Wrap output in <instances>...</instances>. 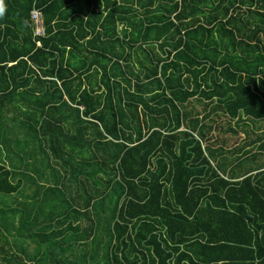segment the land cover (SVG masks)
<instances>
[{"label": "trees", "instance_id": "obj_1", "mask_svg": "<svg viewBox=\"0 0 264 264\" xmlns=\"http://www.w3.org/2000/svg\"><path fill=\"white\" fill-rule=\"evenodd\" d=\"M0 5V144L39 139L93 177L90 264H264V0ZM221 117L243 134L226 150L209 144ZM17 189L0 157V195ZM6 232L0 214V264H33Z\"/></svg>", "mask_w": 264, "mask_h": 264}, {"label": "crops", "instance_id": "obj_2", "mask_svg": "<svg viewBox=\"0 0 264 264\" xmlns=\"http://www.w3.org/2000/svg\"><path fill=\"white\" fill-rule=\"evenodd\" d=\"M14 135L7 139L9 143L6 147L0 144V157L6 158V166L12 172V182L18 183L17 191L0 196V214L5 219L9 242L5 252L33 264L51 260H58L62 264L90 263L88 255L92 254L94 236L93 209L92 200L90 205L87 200L88 197L92 199L95 191L93 177L71 175L62 162L46 160L42 151L44 146H38L39 139L26 149L21 138L19 142L23 155H18L19 142ZM69 184L80 186L72 187ZM79 191L86 196L85 199L79 196ZM55 193L64 195L67 202L65 208L59 207L62 210H58L56 215L67 219L61 222L50 218L52 222L44 226L42 215L45 208L54 209L57 205L53 201L57 198ZM45 199L47 204L43 207L41 202ZM46 215L53 216L50 211ZM45 229L59 237L47 247L42 235Z\"/></svg>", "mask_w": 264, "mask_h": 264}, {"label": "rangeland", "instance_id": "obj_3", "mask_svg": "<svg viewBox=\"0 0 264 264\" xmlns=\"http://www.w3.org/2000/svg\"><path fill=\"white\" fill-rule=\"evenodd\" d=\"M120 28H121V26H119V29ZM234 121H235V119H230L228 117H226V118H223V117L219 118V123L216 125L217 127H215L213 129V131H212V135L214 136V139H211L209 144H212L213 143L212 144L213 146L218 145V146L223 147L225 150L226 149H230V148H232L234 146H237L240 143V139L243 138V134L239 132V134L233 135L231 132H227L226 129H225V127H226L225 124H227L228 122L231 123V126H233V128L235 129L236 128V124H234ZM245 123L248 124V125H251L252 124L248 119H245ZM256 126H257V128H255L256 132H260V131L261 132H264V124L263 123L257 124ZM56 170L59 171L58 169H56ZM69 185H71L72 187H74L75 185L80 186V184H69ZM78 194L81 196V198L85 199L86 196L84 194H82L80 191H79ZM55 195H56L57 198L55 200H53V201L56 202L58 206L55 205V208L54 209L45 208L44 214L42 215L43 216V220H44V223H43L44 226L47 225L48 223H51L52 222L50 220V218H52V220H60L61 222H63L64 220L67 219V218H65L63 216H57L56 215V212L58 213V210H62V208H65L66 207L67 202L65 201L64 195L63 196H60L59 194H56V193H55ZM49 197L50 196H48V200H49ZM41 204L44 207V205L47 204L46 199L43 202H41ZM59 207H62V208H59ZM48 211H50L51 214H53L52 217H50L49 215L48 216L46 215ZM81 218H82V216H81ZM72 223H74V222L72 221ZM43 231L49 232V230H47V229H45ZM55 240L56 239L55 238H52V237L51 238H48L47 241H46L47 244H45L46 247L48 246V244L49 245H52L53 243H55ZM101 251L103 253L106 251L105 246H102L101 247ZM88 264H90V263H88Z\"/></svg>", "mask_w": 264, "mask_h": 264}, {"label": "built area", "instance_id": "obj_4", "mask_svg": "<svg viewBox=\"0 0 264 264\" xmlns=\"http://www.w3.org/2000/svg\"><path fill=\"white\" fill-rule=\"evenodd\" d=\"M30 22L33 37L36 39L43 37L45 35V27L43 22V16L39 10L33 9L30 11ZM36 45L39 46L40 42L36 41Z\"/></svg>", "mask_w": 264, "mask_h": 264}, {"label": "clouds", "instance_id": "obj_5", "mask_svg": "<svg viewBox=\"0 0 264 264\" xmlns=\"http://www.w3.org/2000/svg\"><path fill=\"white\" fill-rule=\"evenodd\" d=\"M4 12V7L2 5H0V15H2Z\"/></svg>", "mask_w": 264, "mask_h": 264}]
</instances>
